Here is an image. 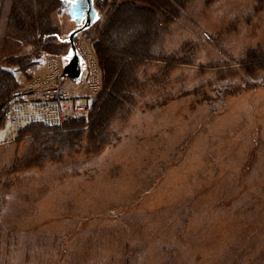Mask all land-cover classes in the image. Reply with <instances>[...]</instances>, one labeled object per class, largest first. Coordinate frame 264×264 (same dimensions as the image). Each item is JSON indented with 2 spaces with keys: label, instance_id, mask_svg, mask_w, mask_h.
Instances as JSON below:
<instances>
[{
  "label": "rangeland",
  "instance_id": "rangeland-1",
  "mask_svg": "<svg viewBox=\"0 0 264 264\" xmlns=\"http://www.w3.org/2000/svg\"><path fill=\"white\" fill-rule=\"evenodd\" d=\"M119 1L94 0L100 18L78 33L103 73L90 109L0 145V264H264V0L110 27ZM69 9L0 0L2 100L15 68L69 53L47 37L75 29Z\"/></svg>",
  "mask_w": 264,
  "mask_h": 264
},
{
  "label": "built area",
  "instance_id": "built-area-1",
  "mask_svg": "<svg viewBox=\"0 0 264 264\" xmlns=\"http://www.w3.org/2000/svg\"><path fill=\"white\" fill-rule=\"evenodd\" d=\"M74 45L81 58L77 81L65 75L64 56L44 54L29 77L15 68L19 86L3 106L0 145L15 141L29 124L41 122L52 127L63 126L93 105L103 86L96 40L77 34Z\"/></svg>",
  "mask_w": 264,
  "mask_h": 264
},
{
  "label": "trees",
  "instance_id": "trees-1",
  "mask_svg": "<svg viewBox=\"0 0 264 264\" xmlns=\"http://www.w3.org/2000/svg\"><path fill=\"white\" fill-rule=\"evenodd\" d=\"M58 1L66 2L63 0H58ZM187 1L188 0H120L119 5L117 3L113 9H114V12L115 10L119 11V13L121 12L122 15L118 17V19L120 18L119 21H116L115 20L116 18L112 19L109 17V21H108L110 23L109 26L112 24H118L120 25L119 27H124L125 25H129L133 18H137L138 21L141 22V24H144V26L146 27L150 26L153 28V24L151 21L156 19L158 12L160 13L161 12L165 13L167 11L170 12V8L172 7V5H174V3L176 5H180L181 7L185 5ZM176 7H179V6H176ZM19 23L22 24V20H20ZM24 24H26V26H29L27 22H25ZM141 24H138V26L139 25L141 26ZM23 27L25 26L23 25ZM135 32L136 33L132 37V39L135 38V40H132V45L130 49L140 50L141 47H146L147 41L145 40L147 38V32L145 31L141 32L139 28H136ZM47 37L48 38L54 37L55 39L59 41L60 44L67 43L66 39L62 40L56 32L47 35ZM5 74L7 75L6 72H4V75ZM7 100L8 99L2 100V98H0V118L2 116L3 106Z\"/></svg>",
  "mask_w": 264,
  "mask_h": 264
},
{
  "label": "water",
  "instance_id": "water-1",
  "mask_svg": "<svg viewBox=\"0 0 264 264\" xmlns=\"http://www.w3.org/2000/svg\"><path fill=\"white\" fill-rule=\"evenodd\" d=\"M70 4L69 16L75 21L76 27L66 38L70 44L69 53L64 56L66 63L64 73L74 81H77L80 74L81 58L74 45V39L78 33L92 27L100 18L95 7L94 0H63Z\"/></svg>",
  "mask_w": 264,
  "mask_h": 264
}]
</instances>
